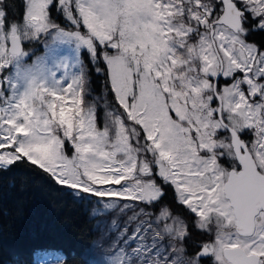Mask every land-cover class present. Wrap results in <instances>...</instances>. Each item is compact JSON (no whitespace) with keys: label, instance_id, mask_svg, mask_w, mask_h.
<instances>
[{"label":"snow or ice","instance_id":"1","mask_svg":"<svg viewBox=\"0 0 264 264\" xmlns=\"http://www.w3.org/2000/svg\"><path fill=\"white\" fill-rule=\"evenodd\" d=\"M256 33L264 0H0V180L25 165L91 203L102 255L87 264H264ZM41 41L28 64L25 45ZM57 44L78 68L67 87L47 67L69 66ZM82 53L97 74L106 66L99 92Z\"/></svg>","mask_w":264,"mask_h":264},{"label":"trees","instance_id":"2","mask_svg":"<svg viewBox=\"0 0 264 264\" xmlns=\"http://www.w3.org/2000/svg\"><path fill=\"white\" fill-rule=\"evenodd\" d=\"M16 3L20 4V0ZM53 15L58 23L65 24L62 16ZM249 40L264 43V33H256ZM81 59L92 89L99 92L106 66L101 64L102 71L97 74L86 53H82ZM9 179L15 181V187L9 186ZM165 200L174 214L189 216L184 207L174 202L170 189ZM95 225L87 200L73 197L69 189L56 185L35 168L21 165L0 180V255L5 260L37 264L42 253L57 252L64 258V264H87L83 253L96 236ZM194 235L197 239H208L206 234L194 232Z\"/></svg>","mask_w":264,"mask_h":264},{"label":"rangeland","instance_id":"3","mask_svg":"<svg viewBox=\"0 0 264 264\" xmlns=\"http://www.w3.org/2000/svg\"><path fill=\"white\" fill-rule=\"evenodd\" d=\"M82 31H83V29H82ZM53 47H55L57 49L59 56H68L69 57V60H68L69 66L67 69L61 68L59 70H56L53 63H52L51 58H49L48 63H47V67H52L53 70L56 71V78L57 79L64 77L65 72H67L68 76H67L65 83L63 84L64 87H67V84L71 83L72 75L77 73V71H78V68L76 66H74L75 61L73 59L71 47L69 45H60V44L54 45ZM28 48H31L34 51V55L31 56L30 58H28V60H27L28 64H31L35 60L36 57L45 56L46 51H48L43 47V41H41L40 43H34L32 45H26V49H28ZM65 106L67 108H71V99L70 98L65 101ZM67 154L69 156H71L72 150L67 149ZM116 199H118V198H116ZM88 204H89V207L91 210L93 205L89 202H88ZM130 214L131 213H129V215ZM95 228H96V236L93 238L91 245L87 249H85V251L83 253V256L86 258L87 261L90 258V256L99 257L102 255L100 248H93V245L97 244V242L100 241V236H101L100 232L97 230L96 225H95ZM105 243H107V241H105ZM86 253H89L90 255H86ZM39 259H41V255H39L37 260H36L37 264H38Z\"/></svg>","mask_w":264,"mask_h":264}]
</instances>
